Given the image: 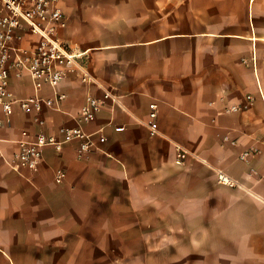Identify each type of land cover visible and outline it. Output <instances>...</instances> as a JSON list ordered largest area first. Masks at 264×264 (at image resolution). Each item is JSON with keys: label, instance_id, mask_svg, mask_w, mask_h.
<instances>
[{"label": "crops", "instance_id": "obj_1", "mask_svg": "<svg viewBox=\"0 0 264 264\" xmlns=\"http://www.w3.org/2000/svg\"><path fill=\"white\" fill-rule=\"evenodd\" d=\"M58 5L68 20L58 36L86 52L95 82L68 74L60 110L15 104L0 128V264H264V0ZM18 33V46L39 41ZM10 90L31 97L30 76L12 73ZM104 92L117 100L82 125L95 145L80 154L82 140L60 128ZM40 132L62 147L46 146L36 172L13 170L19 142ZM177 147L189 152L182 165Z\"/></svg>", "mask_w": 264, "mask_h": 264}, {"label": "built area", "instance_id": "obj_2", "mask_svg": "<svg viewBox=\"0 0 264 264\" xmlns=\"http://www.w3.org/2000/svg\"><path fill=\"white\" fill-rule=\"evenodd\" d=\"M67 25V17L59 7L58 0H0V107L6 117L5 120H0V128L11 122L15 104H19L25 112L34 111L37 114L50 109L60 110L66 94L60 91L59 86L68 74L78 73L83 82H95L83 61L86 52H74L58 36L59 31L65 29ZM24 26L39 37L33 48L18 46L16 43L22 38L18 30ZM24 72L32 80L34 94L26 99H17L10 90V78L12 73L21 77ZM45 86L52 91L50 97L40 94ZM107 100L116 102L117 98L110 92H104L101 98L88 95L78 115L77 126L60 128L65 141L82 140L80 154L90 151L95 145L91 137L84 132L82 125L92 120ZM150 108V116L155 118L157 104L152 103ZM231 109L238 110L237 107ZM36 121L40 126L44 125L41 118L38 117ZM156 131V124H152L151 134H156ZM22 134L24 137L28 135L26 131ZM225 139L228 140V137ZM50 145L60 149L62 142L43 132L38 133L33 140H21L19 151L9 165L18 172L22 168L36 172L44 148ZM250 155V151L244 152L241 159L247 160ZM0 156H3L1 148ZM188 157L187 150L177 147L176 164H184ZM65 178L64 170L59 169L55 172V181L58 184H62ZM218 180L224 184L235 185L223 170L218 171Z\"/></svg>", "mask_w": 264, "mask_h": 264}]
</instances>
